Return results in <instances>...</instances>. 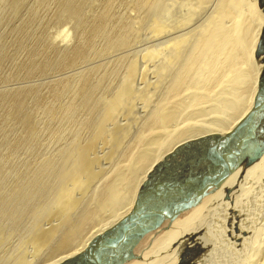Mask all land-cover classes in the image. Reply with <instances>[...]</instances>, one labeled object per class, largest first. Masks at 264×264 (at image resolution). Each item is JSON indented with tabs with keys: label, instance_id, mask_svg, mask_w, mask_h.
<instances>
[{
	"label": "bare ground",
	"instance_id": "6f19581e",
	"mask_svg": "<svg viewBox=\"0 0 264 264\" xmlns=\"http://www.w3.org/2000/svg\"><path fill=\"white\" fill-rule=\"evenodd\" d=\"M64 21L75 34L67 49L47 32ZM158 39L157 47L130 53L140 40ZM262 40L264 0H0V68L12 66L0 81L68 73L45 92L0 91V264H35L44 251L42 264H63L126 215L156 167L179 149L201 147L185 163L205 165L200 153L252 106L264 73ZM253 152L200 199L224 195L194 222L206 218L197 238L212 223L201 257L233 214L242 264H264V222L254 223L264 215V165L248 180L245 200L230 199L264 160V151ZM233 178L234 187H224ZM185 237L180 249L193 240ZM132 260L142 259L124 264Z\"/></svg>",
	"mask_w": 264,
	"mask_h": 264
},
{
	"label": "water",
	"instance_id": "95a60500",
	"mask_svg": "<svg viewBox=\"0 0 264 264\" xmlns=\"http://www.w3.org/2000/svg\"><path fill=\"white\" fill-rule=\"evenodd\" d=\"M264 42V40H262ZM260 49L264 50V43ZM264 73L258 78L257 91L249 111L242 117L227 135L218 137L206 146L197 159H208L199 166L185 163L189 152L179 149L174 157L156 167L155 174L137 192L129 212L103 232L92 238L84 251L70 257L63 264H124L138 257L134 248L142 238L159 228L164 221H171L182 211L197 204L211 190L219 186L228 173L233 171L253 150L251 158L264 151ZM199 166V167H198ZM188 172L195 174L180 180ZM152 194L156 196L152 197ZM198 251V249H196ZM201 251V250H200ZM194 254L202 259L201 252H187L180 256L182 264H193L189 258ZM192 262V263H191Z\"/></svg>",
	"mask_w": 264,
	"mask_h": 264
},
{
	"label": "rangeland",
	"instance_id": "374dc122",
	"mask_svg": "<svg viewBox=\"0 0 264 264\" xmlns=\"http://www.w3.org/2000/svg\"><path fill=\"white\" fill-rule=\"evenodd\" d=\"M46 12L47 11H45L44 17H50L52 15V12L50 10H48L47 13ZM47 32H48L49 36L51 35L50 37H51L52 43L54 42L53 44L55 46H57L58 48L67 49V48L72 47L75 43V34H74L73 29H72V25L67 21L60 22V23H54V22L49 23L47 25ZM53 36H54V40H53ZM157 41H158V43H157ZM160 41H161V39L160 40L159 39L154 40L152 42H146L144 40H142V41L140 40L138 42V44L136 43L135 46H132L130 53H133V51H134V53H136V52L140 53L141 51L143 52L145 46H146L145 48L157 47V45L160 44ZM10 72H12V66L9 63H6L2 68H0V76H6ZM66 75H68L67 71L62 70V69H58L56 71H53L50 74L34 75L33 77L28 78V79H15V80L11 79V80H6V81H0V91H10V90L25 88V87H39V88H41L42 92H45L46 91L45 87L48 84L59 81V80L61 81L64 79V77ZM46 83H47V85H46ZM139 106L141 107V105H139ZM140 107H139V110L141 111L142 107L141 108ZM142 111H143V114L146 112V110L144 111V109H142ZM134 114H135V116L136 115L139 116V114L136 110H134ZM260 127H261L262 131L264 132V122L261 124ZM134 132H135V130L133 129L131 131V135ZM248 153H250V152H248ZM250 155H249V157H250ZM180 156L181 155L175 156L174 157L175 160H179ZM263 163H264V160L261 162L260 165L256 166L255 169L251 168L245 172L244 178L239 182V184H240V185H238L239 190L238 191L232 190L233 193L230 194V199L232 197V201H234L235 203H238L242 199L245 200L246 196L248 195V193L251 190V185H249V181H253V179L254 180L257 179V177L259 176V175H257V173H261L263 171V165H264ZM236 179L237 178L235 177V180ZM226 184L224 187L233 188L234 187V178L230 182H227ZM222 190H223V188H222ZM238 192L240 193V195ZM154 196H156V194H152V197H154ZM223 196L224 195L220 190V191H218V193L216 192L214 195L200 200L198 204L191 207L187 211L179 214L173 222L164 221L162 223V225L157 230H155L152 233H148L147 235H145L144 238L139 242V244L134 249V252L137 255H140L142 260H140V261L139 260H132L126 264H176V263L178 264L179 263V261H178V259H179L178 258V248H179L178 243L180 241H182L184 238H186L185 234H187V235L193 234L195 231H197L198 229L203 227L204 222L206 221V218H203L200 221L199 226H195L194 222L200 216H202V215L204 216V214L206 213V211L208 209H211L213 211L215 206H217L216 203L221 201L223 199ZM206 204H208V205H206ZM212 206H213V208H212ZM200 209H202V210H200ZM192 210H194V211L197 210V211L194 212ZM231 215H233V214H231ZM261 216L264 217V215H260L259 216L260 219H258V218L255 219L256 221L254 220V223H257L258 220H259L258 222H260V220L264 222V220H262L264 218L261 219ZM216 217H217V215H216ZM247 225H249V224H247ZM211 226H212V223H211ZM211 226L209 227V229L207 228L206 229L207 231L200 237L201 242L199 243V246L193 247V244H190V245L185 244L184 247L182 249H180V251L186 249L187 252H189V251L190 252H193V251L198 252V251H196V249L200 250L202 247H204L202 239L207 234L208 230H210ZM191 227H192V229H191ZM237 236H238V234H235L234 239H236ZM15 239H17V238H14V239L10 238L8 244L10 246H12L15 243ZM10 246L9 247L7 246V248H10ZM237 246L236 247L238 249L234 248V256H231L229 259L225 258V256H224V257H221L223 260L222 259L217 260V259L213 258V255H211L210 261L204 260V262H198V263H204V264H242L243 262L241 263V261H243V259L245 258L244 253H243L244 249H242L244 247H243V245L241 246L240 244ZM13 247H11V248H13ZM241 250H242V252H241ZM199 252H201V256H202V254L205 251L202 250ZM238 253H239V256L242 255L241 256L242 258L238 256ZM43 254H44V257H42ZM46 255H47V253L44 251L43 253L36 256V259H34V261L36 260L35 264H42ZM192 255L194 256V254H192ZM192 255L190 256L191 258H189L190 260H192ZM37 257H39V258H37ZM40 257H42L41 260H40Z\"/></svg>",
	"mask_w": 264,
	"mask_h": 264
},
{
	"label": "flooded vegetation",
	"instance_id": "af4514ba",
	"mask_svg": "<svg viewBox=\"0 0 264 264\" xmlns=\"http://www.w3.org/2000/svg\"><path fill=\"white\" fill-rule=\"evenodd\" d=\"M263 172V171H262ZM254 182V180L252 181ZM250 184V183H249ZM251 185V184H250ZM232 192V191H231ZM232 199V198H231ZM234 217V216H233ZM231 215L229 217H227L224 221L222 220L220 223H221V226H219L217 228V236L219 237V243H217L218 245L214 248H212V251L210 252V250L207 252V253H210V254H205L203 255L202 259L198 260L197 258L194 259L192 258V262L194 261L195 262H204V260L206 261H209V259H211V255H213V258L217 259V260H221L222 258L221 257H224L225 258H230L231 256H234V248L236 249V243H237V240L235 241L236 243L234 244V220L230 221L231 219H234ZM223 222V223H222ZM227 222V224L225 223ZM232 226V227H230ZM230 227V228H229ZM221 229V230H219ZM230 229V230H229ZM200 229H198L197 231H195L193 234H189L193 237V240L191 241H195L197 242L198 240H200V238H197V233L199 232ZM227 230V231H226ZM226 231V232H225ZM232 231V232H231ZM185 234V233H184ZM204 233H202L203 235ZM187 235V234H185ZM201 235V236H202ZM228 236H232V239L230 240V243H227L226 244V239L228 238ZM222 239V240H220ZM191 241H186V243L184 244H189L190 245V242ZM222 241V242H221ZM222 245V246H221ZM235 246V247H234ZM215 249V250H213ZM218 251V252H217ZM178 252H180V247L178 248ZM208 255V256H207ZM206 256V257H205ZM212 258V259H213ZM223 260V259H222ZM191 262V263H192ZM242 263V262H241ZM200 264H204V263H200Z\"/></svg>",
	"mask_w": 264,
	"mask_h": 264
}]
</instances>
